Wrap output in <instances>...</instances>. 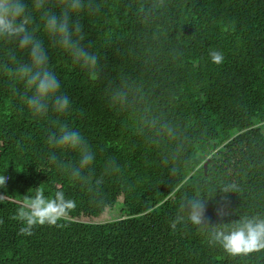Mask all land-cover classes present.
<instances>
[{"label": "trees", "instance_id": "trees-1", "mask_svg": "<svg viewBox=\"0 0 264 264\" xmlns=\"http://www.w3.org/2000/svg\"><path fill=\"white\" fill-rule=\"evenodd\" d=\"M89 3L98 11L82 19L81 43L97 55L95 71L50 50L69 112L34 117L22 85L14 92L0 72V264H264V252L231 257L190 222L172 226L181 196L196 192L207 225L264 214V0ZM210 49L224 53L222 64ZM120 87L130 91L127 107L112 104ZM152 117L170 122L178 139L158 143ZM59 123L81 130L101 160L122 165L102 200L41 166ZM227 184L237 187L225 193ZM38 189L63 190L76 207L57 225L23 233L19 212Z\"/></svg>", "mask_w": 264, "mask_h": 264}, {"label": "clouds", "instance_id": "clouds-1", "mask_svg": "<svg viewBox=\"0 0 264 264\" xmlns=\"http://www.w3.org/2000/svg\"><path fill=\"white\" fill-rule=\"evenodd\" d=\"M96 11L98 8L89 0H0V72L12 79L14 92L17 84L22 85L20 98L34 117H45L50 111L63 115L71 110L72 102L63 93L51 63V49L67 54L74 64L89 72L95 71L98 57L81 42L85 39L82 19ZM209 56L215 64H222L225 59L224 53L217 49H210ZM111 100L117 107L132 103L126 87L114 89ZM147 127L158 143L179 137L178 129L162 117H152ZM47 144L50 151L41 166L64 172L72 184L78 185L93 200H102L106 181L119 179L122 174V165L117 159L101 160L85 134L68 123H59L49 133ZM67 153L73 154V159L65 160ZM6 181L7 177L0 174V186H5ZM236 187L227 184L223 191L227 193ZM178 192L180 189L174 188L172 195ZM75 207L76 201L66 197L63 190L48 196L38 189L28 199L27 210L19 212L26 224L20 231L31 234L35 225H57ZM180 208L173 227L190 222L205 234L209 245L220 247L231 257L264 252V214L243 215L231 224L207 225L206 201L199 192L190 196L183 194ZM218 213L230 215L225 209H218Z\"/></svg>", "mask_w": 264, "mask_h": 264}]
</instances>
